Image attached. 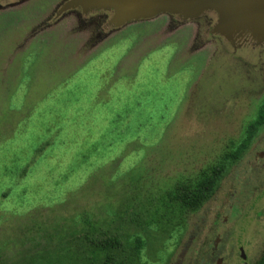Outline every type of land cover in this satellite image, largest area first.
<instances>
[{
    "label": "rangeland",
    "instance_id": "374dc122",
    "mask_svg": "<svg viewBox=\"0 0 264 264\" xmlns=\"http://www.w3.org/2000/svg\"><path fill=\"white\" fill-rule=\"evenodd\" d=\"M58 1L0 11V264H72L87 233L119 234L126 252L142 235L130 264H191L218 232L242 234L259 257L264 212L223 218L245 185L264 184V126L200 209L167 202L244 138L264 97V52L194 49L203 20L164 14L105 28L89 46L75 15L42 26Z\"/></svg>",
    "mask_w": 264,
    "mask_h": 264
},
{
    "label": "flooded vegetation",
    "instance_id": "af4514ba",
    "mask_svg": "<svg viewBox=\"0 0 264 264\" xmlns=\"http://www.w3.org/2000/svg\"><path fill=\"white\" fill-rule=\"evenodd\" d=\"M28 0H0V11L9 10L12 8H16L22 5L24 2ZM69 0H59L58 3L54 7V11L47 17V19L42 23V26H48L50 22L55 20H61L71 15L77 16L78 20L81 24H78V28L83 29L85 27H90L91 34L87 35L86 42L87 44L94 45L96 43L93 40L98 39L100 42L103 38L106 37V33L103 32L105 28H110L109 30L118 29L110 24L111 17L113 15L112 11L107 10H94L87 14L83 13L81 7H76L72 9H67L65 11H60L62 6ZM170 18H177L180 22H197L203 20V32H206L207 38L203 36L201 33V25L198 27V32L196 33V40L201 38V45L196 44L194 49L210 47V52L215 53L220 51H228L230 55H235L238 49L247 47L250 48L253 52L257 54L264 52V41L258 43L257 41L253 40L250 37H238L235 39V42L227 40L224 36L217 34L214 32L215 25L217 23L218 17L217 14L213 11H207L203 13L200 17L192 20H183L179 16L171 15V14H164ZM191 23V22H189ZM204 40V42H203ZM97 42V43H98ZM229 47L232 48L229 50ZM212 50V51H211ZM262 75H263V68ZM264 86V82H263ZM262 87L257 90V93H261ZM264 101V97L259 103V107L262 106ZM264 154L263 152L258 153V158L262 157ZM245 193L243 194L244 198H239L238 200V213L233 216L232 218L224 216L223 222L229 223V221H233L234 217L240 218V212L244 209L256 208L258 216L262 215L264 212V206L261 205L264 201V184H253L250 186H244ZM252 203H250V207L246 208L245 206V199L253 197ZM231 209V205H230ZM229 209V212H230ZM241 236V237H240ZM242 239V234H239L238 237L233 236V232L224 235L223 233H216L214 234V239L212 243L207 245V248L203 251L196 250L193 253V258L190 260L191 264H264V248L260 250V256L255 258L257 254L250 253L248 249L244 247V243ZM204 245V244H203Z\"/></svg>",
    "mask_w": 264,
    "mask_h": 264
},
{
    "label": "water",
    "instance_id": "95a60500",
    "mask_svg": "<svg viewBox=\"0 0 264 264\" xmlns=\"http://www.w3.org/2000/svg\"><path fill=\"white\" fill-rule=\"evenodd\" d=\"M76 7L85 14L112 11L110 24L116 28L163 14L192 20L213 11L218 17L215 33L232 42L238 37L264 41V0H69L60 11Z\"/></svg>",
    "mask_w": 264,
    "mask_h": 264
},
{
    "label": "trees",
    "instance_id": "16d2710c",
    "mask_svg": "<svg viewBox=\"0 0 264 264\" xmlns=\"http://www.w3.org/2000/svg\"><path fill=\"white\" fill-rule=\"evenodd\" d=\"M264 126V101L258 113V116L251 121L246 130L244 138L236 144L229 153L225 154L222 159L211 166L209 169L204 170L195 179L187 182L178 183L175 188L169 192L168 206L176 205L178 208L184 210H198L200 209L216 192L218 182L222 179L226 172L227 167L231 161L240 159L244 152L247 150L249 142L253 138L256 131ZM79 216L76 215L75 217ZM3 222H6L8 217L2 214ZM86 222H89L86 220ZM30 225L29 230L37 229L36 223L29 221L26 223L25 229ZM35 226V227H34ZM18 234L23 233L21 225H18ZM99 228L93 229V232H99ZM86 234L85 240L78 245V251L75 253V259L72 264H130L133 254H140L145 245V240L142 235L135 234L134 241L127 246L124 245L119 234L104 233L102 237L98 235L91 236ZM131 255V256H130ZM140 257V256H139ZM264 259V256H263ZM22 264H56L52 258L50 259H31ZM141 264H146L145 262Z\"/></svg>",
    "mask_w": 264,
    "mask_h": 264
}]
</instances>
